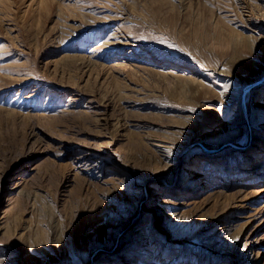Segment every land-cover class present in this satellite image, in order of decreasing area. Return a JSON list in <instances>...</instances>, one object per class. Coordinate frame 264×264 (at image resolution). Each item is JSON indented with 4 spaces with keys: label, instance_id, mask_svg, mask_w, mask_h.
<instances>
[{
    "label": "rangeland",
    "instance_id": "374dc122",
    "mask_svg": "<svg viewBox=\"0 0 264 264\" xmlns=\"http://www.w3.org/2000/svg\"><path fill=\"white\" fill-rule=\"evenodd\" d=\"M0 264H264V0H0Z\"/></svg>",
    "mask_w": 264,
    "mask_h": 264
},
{
    "label": "bare ground",
    "instance_id": "6f19581e",
    "mask_svg": "<svg viewBox=\"0 0 264 264\" xmlns=\"http://www.w3.org/2000/svg\"><path fill=\"white\" fill-rule=\"evenodd\" d=\"M234 34V33H233ZM227 96H228V94H227ZM230 96V95H229ZM234 96V95H233ZM235 120V119H234Z\"/></svg>",
    "mask_w": 264,
    "mask_h": 264
}]
</instances>
